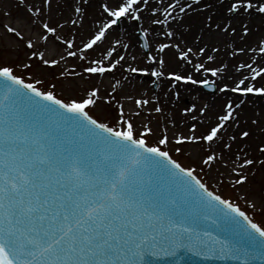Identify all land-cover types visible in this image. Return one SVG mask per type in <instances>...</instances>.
I'll return each mask as SVG.
<instances>
[{
  "label": "snow or ice",
  "instance_id": "snow-or-ice-1",
  "mask_svg": "<svg viewBox=\"0 0 264 264\" xmlns=\"http://www.w3.org/2000/svg\"><path fill=\"white\" fill-rule=\"evenodd\" d=\"M44 2L51 4V0ZM149 3L150 0H119L114 7L103 5L107 22L91 35L83 45L84 50L94 51L122 22H140ZM193 3L199 5L200 0ZM177 5L180 0L169 3L163 20L151 8L152 24L170 28L171 21L178 19L173 15ZM220 6L224 8L226 23L217 27L225 33L236 32L231 21L238 17H264V0H227L226 7L225 0H220ZM191 8L192 4L180 5L179 12L186 14ZM74 10L84 16L82 7ZM71 22L76 24L77 20ZM240 25L244 34H249L243 19ZM131 28L136 31L135 24ZM43 29L47 33L55 32L47 23ZM7 31L23 39L15 28L8 27ZM140 33L137 40L144 38L143 47L147 50L148 29L141 27ZM165 35L171 38L175 33L168 30ZM67 46L72 48V42ZM27 47H33L31 41ZM123 47L126 49L128 45ZM170 47L179 48V45L160 43L157 51L165 53ZM259 50L264 53V46ZM113 51L107 52V66L100 60H92L83 71L90 76H103L118 66L124 68L125 56L117 52L114 57ZM191 51L190 48L180 51L179 59L190 63ZM67 54L77 56L74 51ZM77 58L83 60L86 56ZM135 59L133 56L132 60ZM147 59L161 68L165 65L163 59L150 53ZM43 63L54 66L57 61L43 60ZM194 67L197 73L204 69L203 64ZM240 67H247L251 75L239 79L234 86L228 83L219 86L215 81L196 79L189 73H169L170 90L183 84L199 85L225 96L237 94L236 100L224 101L217 123L206 134L178 137L176 144L215 142L222 130L238 124L245 97L264 98V84L257 86L259 81H264V64L259 68L251 64ZM124 70L157 79L164 76L154 67L128 65ZM204 70L217 77L227 71V65ZM97 93L98 89L93 88L85 97L65 100L53 91L26 82L15 74L12 66L0 65V264H154L152 256L159 253L170 257L166 264H179L178 248L205 257L219 254L259 258L264 264V226L253 222L229 200L214 194L194 175V169L183 167L168 151L162 150L161 146L171 142L166 134L155 146L149 145L147 137L154 134L153 129L145 124L139 130L125 116L123 106L114 121L118 126L94 118L88 109L97 103ZM174 95L179 98V92ZM150 103L149 99L134 101L137 109ZM194 109L193 105L185 112ZM153 110L160 113L163 109L157 104ZM135 115L141 113L137 111ZM190 130L194 131L195 126ZM241 136L249 137L250 133L242 131ZM213 159V155H208L204 163ZM245 163L251 165L253 161L248 159ZM244 179L238 177L237 183H243ZM208 220L213 224L222 221L233 225L243 244H232L228 237L223 240L213 237L202 239L195 248H190L193 237L198 235L194 226Z\"/></svg>",
  "mask_w": 264,
  "mask_h": 264
},
{
  "label": "rangeland",
  "instance_id": "rangeland-1",
  "mask_svg": "<svg viewBox=\"0 0 264 264\" xmlns=\"http://www.w3.org/2000/svg\"><path fill=\"white\" fill-rule=\"evenodd\" d=\"M28 1L29 0H18V3L20 6H23L24 4L27 5ZM180 1L182 2L183 0ZM100 3L101 1L91 0V6L83 12L84 16H74V12L70 10L64 12L63 9L65 4L61 0H53V3L51 2L49 7L47 6V8L41 9L44 11H40V14L33 10L32 6L35 5L29 6V13H27V10L23 11L27 14L24 13L27 20L33 21L35 18L39 24L47 23L49 26L59 29V35L63 36L67 43L71 41L73 47H77L79 44L87 42L91 38V35L97 31L99 26L106 23L107 17L101 12L105 4L102 5ZM169 3H175V0H150L149 6L144 9L143 18L140 22L131 20L122 22L119 29L111 31L107 39L100 42V48L98 47L99 50L102 51V53L104 51H112L115 49L116 44L120 45V49H125L123 45L127 44L128 48L125 50L130 52L133 51V56H135L136 59L133 61V56L130 57L129 60H126L127 64H124L122 61L121 63L124 64V68H127L128 65L138 68L154 67L162 71L164 73V78L167 79L169 73L172 72L189 73L196 79H209L215 81L219 86H222L223 83L234 86V83L239 79L244 76H250L251 73L247 67H240L243 64H251L254 68H259L261 64H264V53H261L259 50L260 46H264V17L259 15L238 17L231 21L232 27L236 28L235 33L222 32L221 29L217 27L218 24L224 26L226 23L223 18L225 16L224 8L220 6V0H200L199 5L193 3V0H184L183 2L186 5L192 4V8L190 9L191 18L182 21V23L177 26L175 31V44H178L179 48H175V51L172 52H176V54L179 55L180 51H187L189 48L192 49L188 54L189 59H191L190 63L177 64L181 60H175L173 53H168V50L166 53L157 52L154 49L157 43L162 42V39L167 36L165 35L166 31L162 32V30H160L158 35H153L154 29H157V25L152 24L150 9L155 8L156 17L160 19V17H164V9L168 7ZM25 5L24 9H26ZM226 6L227 0H225V7ZM241 19H243L244 23L247 24L250 29L247 35L244 34L241 28ZM7 20L8 19H6V21ZM72 20H77V23H79V35L75 37L72 35ZM64 22L66 23L65 25ZM58 23L59 25L57 28ZM133 24L136 25V31H133L131 28ZM28 26L30 28V25ZM141 27L148 29L147 42L150 47L147 50L143 47L145 39L140 38L137 40V37L141 36ZM123 28H130L127 30L128 35L120 33ZM90 29L92 30L90 31ZM171 31L173 30L171 29ZM33 33L34 30L32 31V34ZM117 41H119V43ZM201 48L204 49L203 52L199 51ZM241 49L243 50L241 51ZM96 52L97 49L94 51H80L77 53V56L73 58L72 63H70V73L73 75L75 81L85 84L89 83L92 76L85 73L83 69L93 60ZM149 53L157 56L158 59H163L165 61L164 67L161 68L158 63L149 62L147 59ZM25 54L24 50H18L15 47L14 42H9L6 39L0 41V65L12 66L16 75L24 78L26 82L34 83L36 87L41 90L53 91L59 98L68 100L72 98L80 99L81 97H85L93 88L97 89L94 86H85L82 89H78L76 92L66 86L68 84L66 79H61L58 76L55 77V75H49L47 71L40 70L39 66L35 64L34 61H28L25 58ZM169 55H171V57ZM80 56H86V59H78L77 57ZM113 56L115 57L114 54ZM209 56L212 57L211 60L208 59ZM192 57H194L193 60ZM137 61H145L146 64L139 62V66L135 65ZM197 64H203L204 69H219L227 65V71L218 74L217 77H212L210 71H205L204 69H201V71L197 73L194 67ZM26 65L28 66L26 67ZM179 65L182 67L186 66V68H182ZM119 67L120 66H118L117 69ZM124 68L120 67L119 70L115 69L117 72L116 76L114 71L106 75V77L109 78V92L106 96H103L98 91L97 103L88 109L90 114L100 121L109 123L111 126H118L114 124L115 118L119 115L118 95H123L125 97L123 102L127 100L135 101V99H149L151 103L147 106H143L141 108V116H137L133 120H141V125L137 127L139 130H143L142 126L145 124L153 129L154 134H150L147 137L149 145L155 146L158 139L163 134H166L171 142L161 146L162 150L168 151L172 158L183 167L194 169V174L197 178L205 183L214 194L220 195L222 199L229 200L234 206L244 211L253 222L260 226H264V199L261 195L262 191H264L263 178H261V175L264 174V151L259 150L264 148V143L262 142L264 141V137L259 140L258 144L253 148H245L243 147V137L241 136L242 131H247L245 119L248 120V117L250 119L254 118L255 113H258V115L260 114L250 108V105L254 103L252 98H244L246 103L239 112L241 118L238 124H233L230 127L233 129L231 134H229L230 132L228 133L222 130L221 140L218 141L217 139L211 144L203 140L198 141L196 144L191 143L194 145L195 151H190V142L178 145L175 142L176 138L202 136L206 134L210 126L217 123V117L221 114V108L224 104V100H219L217 103L218 107L214 104L216 103V94L220 92L213 91L212 89H203L199 85H190L194 88L195 92H201L205 97L204 101H195L196 98H191L190 102L188 99L184 100V98L181 97L182 95L179 89L186 85L180 84L178 88L180 96L177 99L179 106L177 107V111H175L176 114H174V110H172L173 112L171 111L173 114V116H171L168 111L169 108L164 109L163 104L160 103L159 100H156L157 96L160 95V92L163 90L158 85V79L150 75L132 74L125 71ZM122 73H125L129 80L135 78V75H140L142 77L140 81L136 80L134 83H131L132 81L128 83L125 82ZM229 76L231 77L230 79H225V77ZM36 81H40V83H36ZM251 83L255 84L257 82L252 81ZM260 84H264V81H259L257 86ZM157 85L158 88L156 87ZM174 89L177 90V88ZM230 94L233 95L232 99L236 100L237 94ZM129 96L131 99H129ZM157 104L163 109L160 113H156L153 110ZM193 105L195 106L193 111L185 112L186 108H193ZM201 108L204 109L203 113L198 110ZM193 115H195V119H193ZM145 116H147L146 119ZM193 125L195 126L194 131L190 130ZM253 127L257 131L259 130L264 136V120H260V122L256 123ZM232 134L233 137L235 134V138L240 139L237 142H234L236 140L233 142L232 140L226 142V136ZM177 148H180L179 152L176 151ZM208 155H213L214 159L206 164L204 160ZM248 159L254 162V168L251 167V169H249L248 178L246 177L243 183H237L233 176L231 177L229 175L228 168L232 169L234 165L237 168L239 161H246ZM218 161H221L224 165H219ZM250 178H252V180H250Z\"/></svg>",
  "mask_w": 264,
  "mask_h": 264
},
{
  "label": "bare ground",
  "instance_id": "bare-ground-1",
  "mask_svg": "<svg viewBox=\"0 0 264 264\" xmlns=\"http://www.w3.org/2000/svg\"><path fill=\"white\" fill-rule=\"evenodd\" d=\"M61 1L65 4L64 9H63L64 12H68V10L73 11L74 16H79L74 10L75 7H78V6L82 7V11L84 12L85 10H87L88 7L91 6L90 5L91 0H88L87 3H85L84 0H61ZM96 1H98V2L101 1L100 4H102V5L103 4L111 5L113 7L117 3H119V0H96ZM51 2L53 3V0H51ZM183 2H184V0L182 2L180 1V5H186ZM24 5L20 6L18 3V0H0V41H2L3 39H6L9 42L10 41L14 42L15 47L18 50L21 49V50L25 51V53H26L25 58L28 61H34V63L39 66L40 70L42 69V70L47 71L49 75H55V77L58 76L61 79H66L68 82V84L66 86L70 87L74 91L77 92L78 89H82L85 86H87V87L94 86L98 89L100 94H102L103 96L104 95L106 96L107 93L109 92L108 91L109 90V84H108L109 78H107L106 75H108L109 73L105 74L103 76H100V75L92 76V78L90 79L88 84L75 81V79L73 78V75L70 73V70H71L70 63H72V60L74 57L68 56L67 53L69 51H74L76 53H78L80 51H84L83 45L86 42L79 44V46H77V47L75 46L73 48H68V46H67L68 43L64 40V37L59 35L60 34L59 29H55L54 33H47L46 30L43 29V24H39V22L36 21L34 17H33L34 18L33 21L26 19V17H25L26 13L23 10H27V13H29V11H30L29 6L35 5V6H32L33 10L36 11V13L40 14V11H44L41 9H45V8H47V6L49 7L51 4L50 5L45 4L44 0H29L27 5H25L26 9H24ZM180 5H177L176 11L173 13V15L176 16L178 19L175 21H171V27L170 28H167L166 26H163V25H157V29H154V32H153L154 36L158 35L160 30H162V32H164V31H168V30L172 29L175 33L177 26L180 25L182 23V21L189 20L191 18V16H190L191 10L190 9L186 10V14L179 12V6ZM13 6H14V8H13ZM37 9H40V11L38 12ZM101 12L104 14V16H106V14L103 11V8L101 9ZM104 16H102V17H104ZM38 17H40V16H38ZM6 19H8V20L6 21ZM160 19L163 20L164 17H160ZM169 20H171V17H169ZM65 24L66 23L64 22V25ZM28 25H30V28ZM58 25H59V23L57 24V28H58ZM71 25H72V35L74 37L79 35V33H78L79 32V30H78L79 29V27H78L79 23H76V24L72 23ZM8 27L15 28L18 32H20L22 34L23 39L15 36L13 33H9L7 31ZM124 28L121 29L120 33L128 35L127 30H129L130 28L129 29H124ZM33 30H34V33L32 34ZM91 30L92 29H90V31ZM72 35H70V36H72ZM43 36H47L48 39H44ZM175 37H176V34L174 35V37H171V38H169V37L165 38L164 37L162 39L163 41L158 42L154 49L157 51V48H158L160 43L175 44ZM28 41H31L33 44V47L31 49H29L27 47ZM99 48H96L97 52L94 54L93 60H100V61H102V63L105 66H107L109 63L108 57H107L108 51H104L102 53V51H100ZM89 51H91V50H89ZM166 51L168 53L175 51V47H170L169 49H166L165 53H166ZM117 52H119V54H121V55H124L126 60L127 59L129 60L130 57H132L134 54L133 51L130 52V51L125 50V49H120L119 44L115 45V51H113V54L116 56ZM34 53H35V55H33ZM172 53H173V56H175L174 59L179 60V55L176 54V52H172ZM41 55H42L43 59H41ZM169 56L171 57V55H169ZM193 59H194V57H192V60ZM43 60H49V61L56 60L57 64L54 66L50 65V64H44ZM137 62H135L136 63L135 65H138V66L140 63L146 64L145 61H142V62L137 61ZM177 64H188V62L179 61V63H177ZM180 67H182V66H180ZM182 68H186V66H183ZM119 69H120V67L117 70H119ZM114 73L116 76L117 72L115 70H114ZM122 74L121 75L124 76V78H125V82H128V83L131 81H132L131 83H134V82H136V80L140 81L141 80L140 78L142 77V76H140L141 74L135 75V78H132V80H129L125 73H122ZM157 82H158V85L163 90L160 92L161 94L157 96L156 100H159V102L163 104L164 109L169 108L168 111L170 112L171 116H173L172 110H174V114H176L175 111H177V107L179 106V103L177 102L178 100H177L176 96L174 95V93L180 91V94L182 95L181 97L184 98V100L188 99L190 102H191V98H196L195 101H198V100L204 101V99H205L204 94H202L201 92H198V91L195 92L194 88L191 87L190 85L183 86L178 91L179 87L177 88V90H175L174 88H172L171 90H170V88H167V87H170L171 82L167 78H164V76L161 77L160 79H158ZM158 85L156 86L157 88H158ZM117 95H118V93H117ZM216 96H217L216 97V103H214L215 106L218 105L217 103L219 102V100L225 101L226 99H232L233 98V95L230 93L227 96H225L223 93L220 92V93H217ZM123 97H124L123 95L117 96V100H118V104H119L118 111H119L120 107L123 106L125 116L134 120V118L137 117L135 115V113L137 111H139L142 114V110H141V108L140 109L136 108L134 101L127 100V101L123 102L125 99V97L124 98ZM252 100L254 103L250 105V108H252L254 111L259 112L260 118H259L258 113H255L254 118L250 119L248 117V120L245 119L247 131L250 132V134H251L249 137H243V147H245V148H248V147L253 148L255 145L258 144L259 140H261L264 137L259 132V130L257 131L253 127L256 123H259L260 120L261 121L264 120V98L252 97ZM146 117L147 116H145V119H146ZM134 123L136 124L137 127H139L141 125V120H136V121H134ZM225 132H228V133L230 132L229 134H231L233 132V129L228 127L227 129H225ZM221 136L218 139V141L222 139ZM235 136L236 135L234 134V137ZM234 137H233V134L226 136V138H225V139H227L226 142L231 141V140H232V142L234 140H236L234 142H237L240 139V138L237 139ZM262 142L264 143V141H262ZM187 143H189V142L185 141V144H187ZM190 145H191L189 148L190 151H195L194 145H192L191 143H190ZM218 164L224 165L221 161H218ZM253 165H254V162H253V164L248 165L245 163V161H239L237 168L235 167V165H234V168H232V169L228 168L229 169V175L231 177L233 176L235 181H237V178L240 176L248 178V171H249V169H251V167L254 168ZM224 167L227 168L226 166H224ZM261 178H263V186H264V174L261 175ZM250 180H252V178H250ZM247 182H248V180H247ZM261 195L264 199V191H262Z\"/></svg>",
  "mask_w": 264,
  "mask_h": 264
},
{
  "label": "water",
  "instance_id": "water-1",
  "mask_svg": "<svg viewBox=\"0 0 264 264\" xmlns=\"http://www.w3.org/2000/svg\"><path fill=\"white\" fill-rule=\"evenodd\" d=\"M194 230L198 235L193 237L189 244L190 248H195L202 239L207 241L213 237L220 240L228 237L229 242L232 244H236L237 242L243 244V239L235 227L222 221H217L216 224H213L211 220L202 221L200 224L194 226ZM205 232L210 233V236H205ZM176 251L179 264H245V260H247V264H261L259 258L244 256L237 258L232 255L221 256L219 254H209L205 257L198 256L195 252H189L185 248H178ZM157 252H159V250H157ZM180 253H183V255L181 256ZM185 257H187V259H185ZM168 259H170V257L165 256L163 253L152 256L154 264H166Z\"/></svg>",
  "mask_w": 264,
  "mask_h": 264
}]
</instances>
